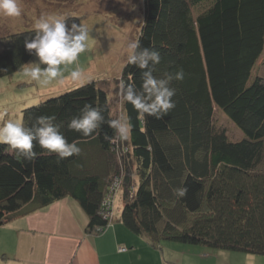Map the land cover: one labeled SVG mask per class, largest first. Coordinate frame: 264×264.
<instances>
[{
	"label": "trees",
	"instance_id": "16d2710c",
	"mask_svg": "<svg viewBox=\"0 0 264 264\" xmlns=\"http://www.w3.org/2000/svg\"><path fill=\"white\" fill-rule=\"evenodd\" d=\"M63 18L80 24L77 15ZM138 31L135 43L161 56L154 75L184 72L171 85L175 108L162 119L141 118L121 98L120 116L133 128L129 140L115 137L109 90L122 96L121 82L142 83V70L127 59L118 79H88L23 107L25 127L54 116L81 152L58 160L34 141L37 156L28 161L0 144V224L29 203L71 196L87 212V228L103 231L120 196L121 220L154 247L170 239L264 254V76L254 71L264 53V0H143ZM34 36V27L3 36L0 76L34 57L25 47ZM86 104L104 116L87 137L68 128ZM219 108L243 137L216 126ZM180 187L183 198L174 195Z\"/></svg>",
	"mask_w": 264,
	"mask_h": 264
},
{
	"label": "rangeland",
	"instance_id": "374dc122",
	"mask_svg": "<svg viewBox=\"0 0 264 264\" xmlns=\"http://www.w3.org/2000/svg\"><path fill=\"white\" fill-rule=\"evenodd\" d=\"M18 3L22 9L20 17L0 15V47L4 35L34 27L36 20L41 16L55 15L63 18L74 14L79 17L80 24L89 30L88 47L78 59L84 75L79 82L65 79L62 84L54 81L47 86H41L24 77L20 69L12 74L0 76V126L9 119L22 122L23 107L37 103L51 93L56 94L67 86L88 79L103 82L119 78L127 59V46L135 42L139 33L143 0H18ZM33 56L26 64L38 61V57L34 54ZM70 70L71 68L65 71V76ZM254 71L264 76V53L256 62ZM115 90L110 88V99L113 112L119 119L121 111L118 106L122 96ZM214 119L216 126L224 127L230 138L244 136L243 130L222 109L215 110ZM121 203L119 196L115 211ZM162 241L163 246L156 252L162 264H264L263 253L170 239Z\"/></svg>",
	"mask_w": 264,
	"mask_h": 264
},
{
	"label": "clouds",
	"instance_id": "9594fccd",
	"mask_svg": "<svg viewBox=\"0 0 264 264\" xmlns=\"http://www.w3.org/2000/svg\"><path fill=\"white\" fill-rule=\"evenodd\" d=\"M22 9L18 0H0V15L18 18ZM65 18L50 15L41 16L34 24L35 36L25 40L29 53L38 57V61L25 64L20 68L22 75L41 86L52 82L63 83L65 79L79 82L83 70L78 64L81 53L88 47L89 30L83 24L72 23L68 27ZM127 61L142 70V83L139 89L135 85L121 82L120 91L126 103H130L139 117L153 116L162 119L175 108L173 97L176 89L173 80L182 81L184 72H165L162 76L154 75L156 66L161 62L159 52L149 48H140L138 43L127 46ZM75 65V67H71ZM46 66V67H44ZM68 75L65 76V71ZM55 117L40 116L31 127H25L18 120H7L0 126V144L14 151L18 160L31 161L37 153L33 150L34 141L48 154L55 153L58 160L79 155L81 149L76 143H68L62 134L61 125L54 123ZM104 123V116L99 107L86 104L80 114L70 120L68 128L87 137L92 135ZM114 130L115 137L121 141L129 140L133 125L126 117L108 121ZM187 189L180 187L174 190L177 198H183Z\"/></svg>",
	"mask_w": 264,
	"mask_h": 264
},
{
	"label": "crops",
	"instance_id": "0c3cea01",
	"mask_svg": "<svg viewBox=\"0 0 264 264\" xmlns=\"http://www.w3.org/2000/svg\"><path fill=\"white\" fill-rule=\"evenodd\" d=\"M120 213L121 206L97 231L87 228L89 216L71 196L45 206L29 203L0 224V264H162L158 248L131 231Z\"/></svg>",
	"mask_w": 264,
	"mask_h": 264
},
{
	"label": "built area",
	"instance_id": "2783aa9c",
	"mask_svg": "<svg viewBox=\"0 0 264 264\" xmlns=\"http://www.w3.org/2000/svg\"><path fill=\"white\" fill-rule=\"evenodd\" d=\"M107 201H108V204H109L110 200L108 199ZM111 201H112V200H111ZM106 216H107V217H112V216H113V211H112V209L109 208V210H107V212H106ZM125 248H126L125 246H120V249H125Z\"/></svg>",
	"mask_w": 264,
	"mask_h": 264
}]
</instances>
